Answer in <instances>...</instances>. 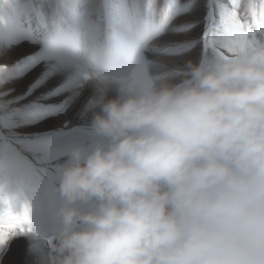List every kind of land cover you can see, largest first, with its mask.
Returning <instances> with one entry per match:
<instances>
[{"label":"clouds","instance_id":"clouds-1","mask_svg":"<svg viewBox=\"0 0 264 264\" xmlns=\"http://www.w3.org/2000/svg\"><path fill=\"white\" fill-rule=\"evenodd\" d=\"M183 76L120 79L85 106L92 139L63 157L56 224L38 232L49 264H264V41ZM11 183L0 223L27 206L34 229Z\"/></svg>","mask_w":264,"mask_h":264},{"label":"snow or ice","instance_id":"snow-or-ice-1","mask_svg":"<svg viewBox=\"0 0 264 264\" xmlns=\"http://www.w3.org/2000/svg\"><path fill=\"white\" fill-rule=\"evenodd\" d=\"M0 9V142L18 127L20 102L35 87L56 79L51 94L68 91L72 76L81 92L83 107L97 95H85L92 81L115 83L134 77L146 69L153 57L164 55L186 64L197 49L200 61L208 55L224 58L238 55L249 43L264 41V0H48L37 6L26 0H3ZM147 10V11H145ZM94 12L99 21H92ZM35 15L37 25H32ZM28 17V23H25ZM103 22L109 32L107 42L98 46L96 34ZM43 24V30L39 25ZM199 34H195L197 28ZM87 30L91 37L85 55L79 54L75 37ZM179 37V39H176ZM23 45L34 46L31 54L11 62L4 59ZM160 49H165L161 52ZM43 69L23 90L20 82L38 65ZM106 69V70H102ZM66 112L67 105L60 106ZM40 163V152L34 154ZM59 154L43 161L52 165ZM28 208L10 213V223H0V264L16 245L28 257L24 264H49L45 248L39 243L40 233L25 226ZM51 241H49L50 243Z\"/></svg>","mask_w":264,"mask_h":264},{"label":"rangeland","instance_id":"rangeland-1","mask_svg":"<svg viewBox=\"0 0 264 264\" xmlns=\"http://www.w3.org/2000/svg\"><path fill=\"white\" fill-rule=\"evenodd\" d=\"M95 2L98 3L99 0H95ZM26 3L46 6L48 0H26ZM4 7L3 0H0V9ZM90 19L99 21V13L94 12ZM25 23H28V17H25ZM37 23V19L33 15L32 25L36 26ZM39 27L43 30L44 25L41 23ZM200 31L201 28L198 27L195 34H199ZM108 37V29L101 22L95 43L102 46L107 42ZM90 39L87 30L77 33L75 43L79 54H86ZM34 50V46L23 45L11 55L5 56L4 59L11 62L16 58L31 54ZM160 51L163 52L165 49H160ZM198 53L199 49L184 59H193L191 62L195 65L199 63L194 60ZM186 65L183 60L160 55L153 57L144 71L125 79H135L141 86H146L151 81H155L157 86L164 83L175 84L184 78L183 73L186 71ZM42 69L43 65H38L20 82L18 91L22 96L24 87ZM66 76V73L60 74L56 79H51L35 87L27 96H24L20 102L22 110L16 118L18 127L0 142V182L5 179L12 181L11 185L5 189L10 207L13 211H19L24 203H28L31 208L29 222L34 224L36 232L55 227L54 214L60 204V199L54 186L58 167L63 163V157L73 146L86 143L93 136L90 128L87 127L91 122L93 111L83 107L81 97L83 89L76 87L74 74L67 85L68 91H63L58 95H49L56 84L62 82L61 77ZM116 88V83L105 84L92 81L85 90V95L90 94L94 89L98 90L97 95L92 99L98 103L103 96L114 97ZM62 104H66L68 110L57 115L62 111L57 106ZM37 150L40 152V163L36 162L33 155ZM55 154H59L60 158L54 161L53 171L47 172L46 169L52 165L43 161L50 159L51 155ZM27 259L23 249L14 245L12 252L5 258V264H24Z\"/></svg>","mask_w":264,"mask_h":264}]
</instances>
